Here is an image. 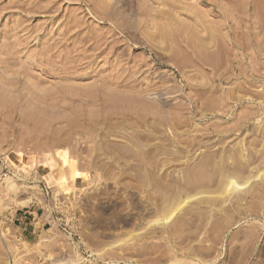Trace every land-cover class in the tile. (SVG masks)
I'll return each mask as SVG.
<instances>
[{
	"label": "rangeland",
	"instance_id": "rangeland-1",
	"mask_svg": "<svg viewBox=\"0 0 264 264\" xmlns=\"http://www.w3.org/2000/svg\"><path fill=\"white\" fill-rule=\"evenodd\" d=\"M0 264H264V0H0Z\"/></svg>",
	"mask_w": 264,
	"mask_h": 264
},
{
	"label": "crops",
	"instance_id": "crops-1",
	"mask_svg": "<svg viewBox=\"0 0 264 264\" xmlns=\"http://www.w3.org/2000/svg\"><path fill=\"white\" fill-rule=\"evenodd\" d=\"M26 213H27V211H25L23 214H20L19 218L22 219V221L25 222V223L32 224L31 218L28 217V215Z\"/></svg>",
	"mask_w": 264,
	"mask_h": 264
},
{
	"label": "bare ground",
	"instance_id": "bare-ground-1",
	"mask_svg": "<svg viewBox=\"0 0 264 264\" xmlns=\"http://www.w3.org/2000/svg\"><path fill=\"white\" fill-rule=\"evenodd\" d=\"M30 201L29 199L26 200V202Z\"/></svg>",
	"mask_w": 264,
	"mask_h": 264
}]
</instances>
